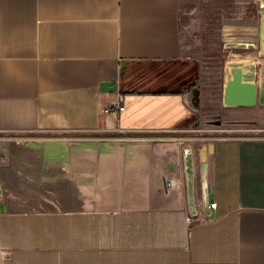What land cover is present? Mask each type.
I'll list each match as a JSON object with an SVG mask.
<instances>
[{
    "label": "crops",
    "instance_id": "0c3cea01",
    "mask_svg": "<svg viewBox=\"0 0 264 264\" xmlns=\"http://www.w3.org/2000/svg\"><path fill=\"white\" fill-rule=\"evenodd\" d=\"M201 1L0 0V264H264V135L206 132Z\"/></svg>",
    "mask_w": 264,
    "mask_h": 264
},
{
    "label": "rangeland",
    "instance_id": "374dc122",
    "mask_svg": "<svg viewBox=\"0 0 264 264\" xmlns=\"http://www.w3.org/2000/svg\"><path fill=\"white\" fill-rule=\"evenodd\" d=\"M259 1L202 0L182 20V47L202 60V81L213 95H216L226 59L254 54L252 49L248 53L241 51L248 48H226L223 42L228 37L240 38L251 34L252 23L258 19ZM253 58L261 65L258 61L261 57L254 55ZM208 103L202 120L207 133L229 128L231 133L264 135V104L227 108L231 106H221L214 98Z\"/></svg>",
    "mask_w": 264,
    "mask_h": 264
},
{
    "label": "water",
    "instance_id": "95a60500",
    "mask_svg": "<svg viewBox=\"0 0 264 264\" xmlns=\"http://www.w3.org/2000/svg\"><path fill=\"white\" fill-rule=\"evenodd\" d=\"M259 28H258V52L261 57L257 64L253 56L231 57L226 59L222 69L221 103L225 106H253L264 104V0L258 4ZM224 47H255L253 42L225 41ZM112 84V82H103ZM114 89L110 87L109 90ZM191 103L198 104V87L191 89ZM183 165L185 175V188L188 212H195L193 194V156L190 143H184L182 147Z\"/></svg>",
    "mask_w": 264,
    "mask_h": 264
},
{
    "label": "built area",
    "instance_id": "2783aa9c",
    "mask_svg": "<svg viewBox=\"0 0 264 264\" xmlns=\"http://www.w3.org/2000/svg\"><path fill=\"white\" fill-rule=\"evenodd\" d=\"M114 108H116V109H122L123 108V105L117 104V106H114V107H112V106H104L102 110L103 111H109V110H112ZM172 183H173V180L170 179V178L164 180V184L166 186H168V185H170ZM210 206H214V202H210Z\"/></svg>",
    "mask_w": 264,
    "mask_h": 264
}]
</instances>
